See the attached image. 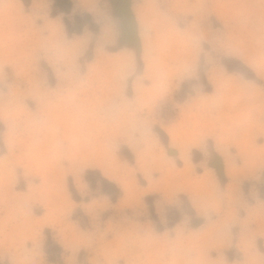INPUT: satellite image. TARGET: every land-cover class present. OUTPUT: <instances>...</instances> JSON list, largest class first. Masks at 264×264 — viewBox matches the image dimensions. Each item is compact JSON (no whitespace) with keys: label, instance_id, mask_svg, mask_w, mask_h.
I'll list each match as a JSON object with an SVG mask.
<instances>
[{"label":"clouds","instance_id":"obj_1","mask_svg":"<svg viewBox=\"0 0 264 264\" xmlns=\"http://www.w3.org/2000/svg\"><path fill=\"white\" fill-rule=\"evenodd\" d=\"M0 264H264V0H0Z\"/></svg>","mask_w":264,"mask_h":264},{"label":"water","instance_id":"obj_2","mask_svg":"<svg viewBox=\"0 0 264 264\" xmlns=\"http://www.w3.org/2000/svg\"><path fill=\"white\" fill-rule=\"evenodd\" d=\"M215 166H216L217 168H220V167H221L220 162L217 161V162L215 163Z\"/></svg>","mask_w":264,"mask_h":264}]
</instances>
